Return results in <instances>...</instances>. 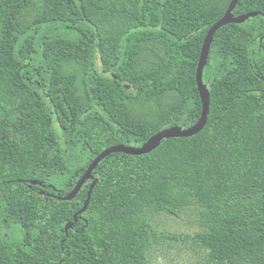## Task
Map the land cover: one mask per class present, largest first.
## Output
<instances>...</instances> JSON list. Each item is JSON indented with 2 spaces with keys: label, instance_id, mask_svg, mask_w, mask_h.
Masks as SVG:
<instances>
[{
  "label": "trees",
  "instance_id": "1",
  "mask_svg": "<svg viewBox=\"0 0 264 264\" xmlns=\"http://www.w3.org/2000/svg\"><path fill=\"white\" fill-rule=\"evenodd\" d=\"M229 2L0 0V264H148L152 220L187 210L207 264H264V0L214 33L200 132L109 154L76 222L92 180L56 198L103 149L199 119L200 49Z\"/></svg>",
  "mask_w": 264,
  "mask_h": 264
},
{
  "label": "water",
  "instance_id": "2",
  "mask_svg": "<svg viewBox=\"0 0 264 264\" xmlns=\"http://www.w3.org/2000/svg\"><path fill=\"white\" fill-rule=\"evenodd\" d=\"M238 0H230L228 7L226 11L224 12L223 16L217 20L207 31L201 49L200 54L197 62V68H196V87L200 96L201 100V114L199 119L191 126L183 127V126H171L166 127L158 132H156L154 135L149 137L144 143L141 145L135 146V145H128V144H116L109 146L105 149H103L98 155H96L93 160L89 163L83 174L80 176V178L75 183L74 187L64 196H57V199L60 200H70L73 199L76 194L79 192L81 187L83 186L84 182L88 179L92 180L88 191L86 195V199L83 203V207L78 210L74 216H73V222L77 221V216L84 211H86L92 189L94 185L97 182V179L93 175V170L97 167V165L109 154L114 152H121L124 154L129 155H142L151 152L155 148L158 147L161 140L172 138V137H189L192 135L197 134L200 132L207 121V115L209 110V89L208 86L203 82V69L206 65L209 50L213 41L214 33L222 26L227 25L229 23H242L246 21L247 19L254 17L258 15V12H249L242 15H233V10L237 4ZM24 181V180H21ZM30 184L35 185H41L42 183L40 181L36 180H28ZM73 223L67 222L65 224L64 230L67 233L68 229L72 228Z\"/></svg>",
  "mask_w": 264,
  "mask_h": 264
},
{
  "label": "rangeland",
  "instance_id": "3",
  "mask_svg": "<svg viewBox=\"0 0 264 264\" xmlns=\"http://www.w3.org/2000/svg\"><path fill=\"white\" fill-rule=\"evenodd\" d=\"M151 223L166 237L160 236L159 244L149 251L148 264H207L205 252L193 241L200 229L193 211L187 210L179 218L157 216Z\"/></svg>",
  "mask_w": 264,
  "mask_h": 264
}]
</instances>
